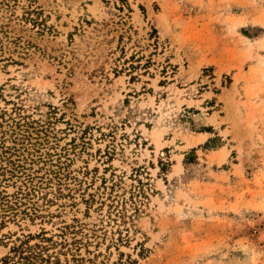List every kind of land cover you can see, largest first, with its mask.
Returning a JSON list of instances; mask_svg holds the SVG:
<instances>
[{"label": "rangeland", "instance_id": "obj_1", "mask_svg": "<svg viewBox=\"0 0 264 264\" xmlns=\"http://www.w3.org/2000/svg\"><path fill=\"white\" fill-rule=\"evenodd\" d=\"M0 264H264V0H0Z\"/></svg>", "mask_w": 264, "mask_h": 264}]
</instances>
